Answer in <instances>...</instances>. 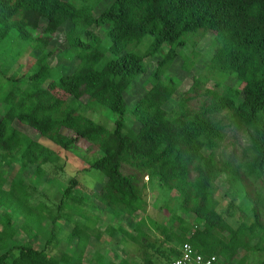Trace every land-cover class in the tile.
Here are the masks:
<instances>
[{
  "label": "trees",
  "instance_id": "16d2710c",
  "mask_svg": "<svg viewBox=\"0 0 264 264\" xmlns=\"http://www.w3.org/2000/svg\"><path fill=\"white\" fill-rule=\"evenodd\" d=\"M101 2L0 0V42L15 32L24 42L33 43L40 55L34 72L10 77L8 88L4 85L0 90V170L19 165L9 189L0 188V209L15 202L14 192L20 199L17 181L23 183L28 168L33 169L29 175L35 171L32 181L43 178L47 167L56 166L60 153L75 152L78 140L84 139L98 148L99 157L83 169L98 171L105 178L97 199L113 217L131 219L138 234H146L145 223L136 217L146 211L147 186L159 182L178 196L180 204L172 212L171 225L160 227L165 242L171 244L168 253L161 252L164 261L172 264L182 245L190 243L205 256H217V264H249L264 252V0H111L96 16L94 10ZM68 23L69 48L64 56L78 61L72 73L51 62L60 51L51 48L52 41ZM94 27L102 29L106 39ZM200 30L214 34L219 43L206 68L222 81L201 93L203 81L194 77L191 92L200 90L199 104L192 106L194 98L184 97L168 110L180 83L169 71L190 36ZM147 41L148 48L142 52L140 46ZM197 44L194 40L192 46ZM165 46L168 49L162 54ZM156 55L161 58L150 73V86L129 109L125 92L148 74L147 60ZM187 59L183 65L189 70L193 63ZM228 78L237 85L224 84ZM73 97H87L86 107L92 111H112L117 116L115 128L80 113L69 103ZM131 116L139 124L137 132L129 128ZM16 122L39 138L22 131ZM65 129L75 137L65 134ZM229 129L246 137L238 160L217 153ZM125 166L131 173H124ZM76 186L74 177L65 190L67 198L75 200ZM255 186L256 194L252 193ZM220 188L232 195L229 216L240 192L252 202L249 213L240 209L236 226L219 210L215 194ZM11 221L3 218L0 264H93L85 255L89 240L84 229L79 233L75 228L70 236L78 253L56 259L47 249L53 245L52 238L46 239L42 250L36 248L33 232L24 243L12 245L21 231ZM125 227L119 230L137 242ZM15 249L18 253L11 257ZM94 259L95 264L118 263L114 257L107 262L102 253ZM146 263L153 261L147 257ZM119 264L130 262L125 259ZM257 264H264V259Z\"/></svg>",
  "mask_w": 264,
  "mask_h": 264
},
{
  "label": "rangeland",
  "instance_id": "374dc122",
  "mask_svg": "<svg viewBox=\"0 0 264 264\" xmlns=\"http://www.w3.org/2000/svg\"><path fill=\"white\" fill-rule=\"evenodd\" d=\"M101 3L94 10L96 16L111 3V0H103ZM70 28L71 25L69 23L63 26L51 44V48L60 50L51 60L53 66L57 65L66 68L65 71L67 73H72L78 64L76 58L70 60L64 56L69 48L66 34ZM94 30L106 39L102 29L94 27ZM202 31L200 30L199 33L190 36L187 45L180 50L181 56L174 62L171 71H169L180 83L174 95V102H170L166 106L168 110L175 108L178 105L176 102H180L184 97L186 99L194 98L190 101L192 106L199 104L201 100L199 96L200 90L199 94L195 91L191 92L194 77H200V81H203L201 93L206 88H213L215 82L222 81L216 74L206 68L219 43L214 34H205ZM194 40L198 41L196 48L192 46ZM148 44L149 41L145 42L140 46V50L144 52L148 48ZM167 49L168 46H165L162 54ZM39 56L34 44L24 42L18 38L15 32H11L8 37L2 40L0 42L1 93L4 85L5 88H8V83L6 82L10 77L25 71L29 72V74L34 72L37 67L35 62ZM110 56L111 54L109 53L108 57ZM160 58V55H156L153 59L147 60L148 74L141 76L125 92L129 109H132L138 100L143 97L146 89L150 86V73L155 69ZM186 58H188V62L191 61L193 63L191 67L189 66V70H186L183 65ZM224 84L234 86L237 85V82L233 78H228ZM86 102L87 97L80 100L73 97L69 100V103L78 108L80 113L105 125L109 129L113 130L115 128L114 119L117 116L112 111L108 109L102 113L92 111L86 107ZM128 125L135 132L139 129L138 122L132 116L128 119ZM16 126L25 133L39 138L37 134L31 132V129L24 124L16 122ZM64 133L70 137H75V134L70 130L65 129ZM246 145L247 141L243 132L229 129L226 141L217 153L220 158L231 157L238 160L241 158ZM60 156L61 158L56 166L47 167L48 173L38 180L36 178L33 181L31 180L32 176L35 175V171L29 175V170L33 169L28 168V171L24 172L26 176L23 183L17 181L20 199L17 200L19 196L17 192H14L12 200H15V202L10 207L5 206L0 209V231L3 229V218L11 219L12 227L21 231L12 241V245L19 246L24 243L29 239L31 232H33L37 238V241H35L37 249H44L46 239L52 238L53 245L50 246V249L47 248L52 256L56 259L71 257L76 255L78 251L71 244L70 236L75 228H78L79 233L84 229L83 233L85 232L84 234L89 240L85 255L93 259V264L96 262L94 257H96L97 253H102L105 260L109 263L114 257L118 261L117 264L125 259L130 264H152L146 263L148 257L153 261V264H168L166 260L164 261V256L161 252L168 253L171 244L165 242L160 227H169L171 225L172 212L179 208L180 202L175 192L169 193L159 182H155L152 187H146L144 194L147 201L146 211L139 213L136 217V221L145 223L144 231L146 234L142 236L135 231L136 224L132 223L131 219L125 221L123 217H120V219L113 217L112 214L108 213L105 205L97 199V192L104 185L105 178L98 171L83 169L99 157L98 148L94 144L84 139H79L75 152H69L64 156L63 153H60ZM54 168L57 169V172H54ZM18 170V164L3 167L0 170V188L9 189V183L13 184ZM124 173H131L128 166H125ZM74 177L77 178V186L74 189L75 200H71L65 196V190ZM143 183H148V177L144 178ZM217 184L219 186L222 183L218 182ZM256 189V186L253 187L252 193L256 194V191H254ZM215 197L219 201V210L235 226L241 221L242 213L240 209L246 213L251 211L252 202L248 200L244 192H240L236 198V205L232 208L233 214L231 213L233 216H229L227 211L232 195L230 193L226 194L224 189L220 188L216 192ZM62 203L63 208L61 210L60 205ZM57 216L59 219L56 221ZM119 220L122 221L121 224ZM129 222H131V225ZM121 225H125L127 230L130 228L131 232L136 235L137 242H133L127 233L119 230ZM53 227L55 228L54 231H52ZM17 253L18 250L15 249L11 257H14ZM116 254L117 257H115ZM262 259H264V252L256 255L249 264H257Z\"/></svg>",
  "mask_w": 264,
  "mask_h": 264
},
{
  "label": "built area",
  "instance_id": "2783aa9c",
  "mask_svg": "<svg viewBox=\"0 0 264 264\" xmlns=\"http://www.w3.org/2000/svg\"><path fill=\"white\" fill-rule=\"evenodd\" d=\"M217 262V256H205L190 243H185L180 249V255L174 259L172 264H217Z\"/></svg>",
  "mask_w": 264,
  "mask_h": 264
}]
</instances>
